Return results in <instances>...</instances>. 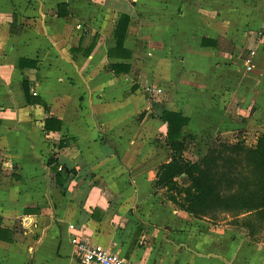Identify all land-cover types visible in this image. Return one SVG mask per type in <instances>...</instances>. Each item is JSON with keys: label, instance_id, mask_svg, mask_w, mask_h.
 Masks as SVG:
<instances>
[{"label": "crops", "instance_id": "1", "mask_svg": "<svg viewBox=\"0 0 264 264\" xmlns=\"http://www.w3.org/2000/svg\"><path fill=\"white\" fill-rule=\"evenodd\" d=\"M154 102L191 139L255 146L264 0H0V264H81L70 225L131 264H264V242L156 189L171 150Z\"/></svg>", "mask_w": 264, "mask_h": 264}, {"label": "trees", "instance_id": "2", "mask_svg": "<svg viewBox=\"0 0 264 264\" xmlns=\"http://www.w3.org/2000/svg\"><path fill=\"white\" fill-rule=\"evenodd\" d=\"M130 22L126 15L118 22L117 50L123 47ZM151 113L167 124V145L171 150L170 162L158 169L156 189L166 191L175 206L196 219L229 215L237 231L253 242H262L256 238L264 234V133L255 146L217 137L211 141L207 153L199 161L192 162L185 157L191 139L186 133L188 119L156 102L152 103ZM52 121L56 129L61 128L60 121L48 119L45 129H50ZM63 146L62 143L59 148ZM48 166L55 174L57 185L62 187L70 171L58 163L56 156L51 157ZM2 223L0 216V241L13 242L14 233L4 229Z\"/></svg>", "mask_w": 264, "mask_h": 264}, {"label": "built area", "instance_id": "3", "mask_svg": "<svg viewBox=\"0 0 264 264\" xmlns=\"http://www.w3.org/2000/svg\"><path fill=\"white\" fill-rule=\"evenodd\" d=\"M254 54L252 52V56ZM70 230L72 231L71 245L81 264H131L110 250L90 244L76 232L75 225H70Z\"/></svg>", "mask_w": 264, "mask_h": 264}, {"label": "rangeland", "instance_id": "4", "mask_svg": "<svg viewBox=\"0 0 264 264\" xmlns=\"http://www.w3.org/2000/svg\"><path fill=\"white\" fill-rule=\"evenodd\" d=\"M216 138H217V136H215V137L208 136L206 138L202 137V138H197V139H190L187 151L185 152V157L187 159H189L190 161H192V162L199 161L201 159L200 157L202 156V154L203 153H205V154L207 153L208 147H209L211 141L216 139ZM220 138H223V139H225L228 142L235 143L233 137H225L224 138V137L220 136ZM202 143H205V144L202 145ZM215 220H219L221 222H225L226 221V222L232 223L231 222L232 218L231 217H227L226 215H219V216L216 217ZM233 226H235V225H233ZM256 240L264 242V234L261 233L256 238Z\"/></svg>", "mask_w": 264, "mask_h": 264}]
</instances>
